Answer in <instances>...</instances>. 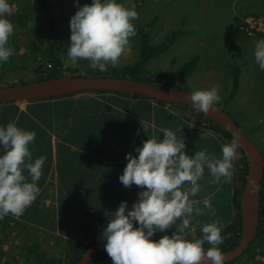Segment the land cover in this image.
<instances>
[{
    "label": "clouds",
    "instance_id": "1",
    "mask_svg": "<svg viewBox=\"0 0 264 264\" xmlns=\"http://www.w3.org/2000/svg\"><path fill=\"white\" fill-rule=\"evenodd\" d=\"M75 4L78 10L70 19L71 34L63 63L71 66L85 60L100 72L118 66L120 58L132 51L131 39L137 35L135 4L132 0H127V6L121 0H92L83 6L75 0ZM11 13L8 0H0V64L12 55L6 45L14 25L5 18ZM252 57L264 72V38L253 41ZM188 99L195 111L208 113L221 97L218 86H213L188 93ZM141 125L147 134L151 125L144 120ZM160 132L163 139L149 136L133 149L136 155L126 154L119 182L142 190L131 209L127 201H122L114 212L105 210L108 222L98 239L105 242L104 250L112 264H224L218 246L223 243L221 232L225 225L219 219L200 222V238L192 240L188 236L197 231V225L192 223L194 217L204 215L205 210L215 215L207 197L195 198L202 190L199 181L205 169L211 183L231 182L234 161L238 159L237 139L220 145L219 158L206 148L189 156L184 151V140L175 131L161 128ZM35 135L34 131L18 127L15 121L0 125V219L23 215L40 193L37 182L46 158H33L30 146ZM207 137L217 139V134L208 130L201 139ZM201 203L203 208L198 206ZM134 223L138 226L134 227ZM173 225L175 231L170 236L151 239ZM205 242L210 246L207 249L203 247Z\"/></svg>",
    "mask_w": 264,
    "mask_h": 264
},
{
    "label": "rangeland",
    "instance_id": "2",
    "mask_svg": "<svg viewBox=\"0 0 264 264\" xmlns=\"http://www.w3.org/2000/svg\"><path fill=\"white\" fill-rule=\"evenodd\" d=\"M25 1L28 3V8L24 13L30 15L29 18L32 20V27L29 26L31 33L38 34L35 37L38 39L40 37L38 31H40L44 35V38L40 40H45L48 43L50 38L52 39V32H48L49 27H51L49 16H46L41 7L34 3L35 0ZM50 2L54 4L51 11L57 16L58 22V28L55 31L59 34V43L56 47L59 50L61 48L64 49L62 56L64 60L67 55L66 51L71 34L69 27L70 19L78 9L75 0H50ZM91 2L92 0H79L80 6L91 4ZM121 2L127 6V0H121ZM132 3L135 4L136 11L138 12V19L134 22L136 29L148 27V23L154 22L152 24V34L150 33L151 43L153 45H158V43L168 45V49L165 52L152 58L146 64L144 74L138 76V78L146 81V77H153V81L157 85L169 90L192 92L218 86L221 99L216 104L223 108L238 124L241 122V128L264 152V141L260 136L254 134L256 131L247 132L253 126L259 132L264 133V72L258 69L252 57L253 41L257 39L239 35L242 33V29H244L243 24H247L255 32L264 31V0H132ZM20 4V2H10L12 13L14 12L13 10L17 9V15L15 18L16 24L9 20L14 25V33L9 38L10 42L6 46L12 49V55L6 62L0 64V72L2 74L8 72L9 74H4L5 76H9L8 81L10 82H6L7 85L4 86L18 84L24 76V73L19 70H22L24 65L29 66L27 59L25 60L27 54L25 44L27 33H25V29L23 31L17 25V18L20 20L21 16ZM248 13H256L259 17L255 18L252 15L249 17L246 15ZM235 14L237 17L234 19ZM33 22H35V25H33ZM29 27L26 29L28 30ZM30 35L29 42L35 36L34 34ZM173 35L175 38L172 40ZM139 39L140 37L137 33L131 39L132 51L122 56L116 67L109 66L106 71L100 73L99 70L90 68L88 61L78 60L79 63H76V65L66 66L63 63L65 70L63 75L117 76L119 73L114 74L116 73L115 69L135 65L134 63L139 58L140 53ZM192 57L198 59V66L196 65L197 68L193 74L195 77H188L184 80L180 78L179 80L177 75L180 77L182 68ZM233 65L238 68L239 88L235 96L230 99L232 101H227L233 92V79L230 78L234 71ZM165 72L168 73V77L164 76ZM27 80L29 84L35 82V80H32V77H28ZM172 106L180 109L182 107L180 105ZM189 114L196 118L197 121L202 123L205 121L193 110ZM236 151L238 159L235 162L237 163V168H239L236 176H239L241 168H243L240 162L242 157L239 146ZM63 186L66 188L67 197L75 199L80 195H84L89 204H91L92 199L90 200L85 195V190L89 189L88 191L95 199V205L97 207L102 206L100 198L103 187L91 189L80 183L70 184L69 186L63 184ZM37 214H46V208L44 211L37 212ZM34 217L31 215L28 224L23 226L24 228L17 224V227L10 228L9 226L0 230V248L3 249L6 244H9L8 247L12 248L16 244L14 239H17V233L26 232L28 230L27 226L30 229H35L36 232L39 230L37 236L42 240H36L33 243L40 244V250L44 246H48V255L57 264L58 261L70 259L65 247L60 244L61 241L59 239L61 237L65 238L64 242L67 240L77 243L88 242L82 240V237L79 236L67 237L55 230L46 231L44 226L34 221ZM38 220L43 221V216H39ZM6 222L8 221L0 220L1 225L8 226L15 224L12 222L7 225L5 224ZM17 222L21 223L20 221ZM1 225L0 228L2 227ZM68 232L70 233L71 231ZM51 234H53L52 238H50ZM221 235L226 236L227 234L223 232ZM81 236L84 235L81 234ZM160 237L154 235L152 238L159 239ZM8 239H10V243L7 241ZM195 239L197 238L193 237L192 240ZM24 245H26V238H22V240L17 239V256L20 255L19 260L17 259V264H28L29 260L24 263V258L34 255L32 247L30 246L26 249ZM203 247L207 249L210 246L205 242ZM252 247L255 248L257 246L253 245ZM253 248L251 252H248L244 256L247 260L253 258ZM220 250L222 252V249ZM255 260L258 261L259 257H256ZM240 261L237 263H241ZM45 263V259H42L40 264ZM62 263L68 264L67 261Z\"/></svg>",
    "mask_w": 264,
    "mask_h": 264
},
{
    "label": "crops",
    "instance_id": "3",
    "mask_svg": "<svg viewBox=\"0 0 264 264\" xmlns=\"http://www.w3.org/2000/svg\"><path fill=\"white\" fill-rule=\"evenodd\" d=\"M141 120L151 125L147 135L142 129ZM12 121L20 128L35 132L34 144L30 146L33 149V158L43 155L46 159L42 165V176L37 182L40 193L35 201L26 208L23 215H7L0 220H17L21 223L15 224L24 228L33 215L34 221L44 226L46 231L55 230L59 234L60 216L84 213L89 205L84 195L75 199L67 197L63 184L69 186L80 183L91 189L103 187L100 198L102 206H93L98 213L104 214L105 210L114 212L122 201H127L128 208L131 209L133 202L138 198L137 193L142 189L136 185L124 187L119 182L118 177L127 163L125 156L129 152L136 155L133 149L141 146L149 136L163 139L161 128L175 131L176 135L184 140V151L189 156L194 155L196 150L206 148L209 153L219 158L220 145L230 142L227 136L212 130L217 134V139H201L210 129L198 125L196 118L182 112L180 108L160 105L152 100H134L112 93L74 94L22 104L1 103L0 125ZM211 179L205 169L204 176L199 181L202 190L195 198L203 200L207 197L213 205L215 215L205 210L204 215L194 217L192 223L197 225V231L190 233L189 239L200 238V222L207 223L219 219L225 225L221 233L234 224L236 209L230 202L233 196L231 185L230 189L228 186L230 183L223 180L211 183ZM88 190H85V195L90 200L94 199ZM198 206L203 208L202 203ZM45 208L46 214H37ZM39 216H43V221L38 220ZM67 221L72 225L70 218ZM1 226L0 230H3V225ZM136 226L138 225L134 223V227ZM26 228L28 229V226ZM173 231L175 225L164 233L155 235L170 236ZM7 241L11 242L10 239ZM14 242L16 244L12 248L8 247L9 244L3 249L0 248V263L17 264V239H14Z\"/></svg>",
    "mask_w": 264,
    "mask_h": 264
},
{
    "label": "trees",
    "instance_id": "4",
    "mask_svg": "<svg viewBox=\"0 0 264 264\" xmlns=\"http://www.w3.org/2000/svg\"><path fill=\"white\" fill-rule=\"evenodd\" d=\"M8 1H9V4H10V2H20L21 3L20 4L21 16H20V20H18V18H17V25L21 29H23V31L25 29V33H27V36H26L27 40L25 41L26 48H27V54H26L25 60L27 59L29 66L24 65L22 70H19V71H22V73H24V76L20 79V82L18 84H20V85L29 84V83H27L28 77H32V80H35V82H41V81H45L48 79L63 77L64 76L63 73L65 72L64 67H63V58H62V56L64 54V49L61 48L59 50L56 47L59 43L58 42L59 41V38H58L59 34H57L55 31L56 28H58L57 27V23H58L57 22V16H55L54 13L51 11V9L54 7V4L51 3L50 0H35L34 1V3H36L37 5H39L41 7L42 11H44L46 16H49V18H50L51 27H49L48 32L49 33H50V31L52 32V36H51L52 39L50 38L49 42L46 43L45 40H40L41 38H44V35L41 34L40 31H38V33L40 35V37L38 39L35 38L36 35H38V34L31 33V31H30V27H32V20L29 18L30 15H27L24 13V11L27 10V8H28V3H26L25 0H8ZM13 11L14 12L11 13V15H7L5 18L8 20H11L14 24H16L15 18L17 15V9L13 10ZM246 15L249 17H250V15H252V17H255V18L259 17V15H257L256 13H248ZM236 17L237 16L235 14L234 19ZM153 23L154 22H152L151 24L148 23V27H140L137 30V33L140 37V39H139L140 53H139V58L134 63L135 65L130 66V67L124 66L120 69H115L116 73H114V74L119 73V75L114 76V77H116V78L122 77L124 79L132 78L134 80L142 81L138 78V76L144 74V72L146 70L145 69L146 64L149 61H151L152 58L158 56L159 54L165 52L168 49L167 44H162V43L159 44L158 43V45H153L151 43L150 33L152 34V30H153L152 24ZM33 25H35V22H33ZM27 27H29L28 30L26 29ZM243 27H244V29H242V33L239 35H245L248 38H256V39L264 38V31L263 32H255L254 29L250 28L247 24H243ZM30 34H34L35 36L33 37L32 40L30 39V42H29V37H31ZM174 38H175V36L173 35L172 40ZM8 42H10V41H8ZM43 61H45V62L43 63ZM78 63H79V61H77V64ZM197 63H198V59L196 57H192L189 60V62H187L186 65L182 68V71L180 73V77L177 75L178 79L180 80V78H181L184 80V79H187L188 77H190V78L195 77V76H193V74L195 73V70L198 66ZM232 67L234 68V71H233V74H231L232 77H230V78L233 79V88H232L233 92H232L231 97L229 99H227V101L228 100L232 101L230 99L235 96V94L237 93L238 88H239L238 68L235 65H233ZM77 70H81V69H77ZM5 73L8 74V72H5ZM4 74H2L0 72V85H7L6 82L10 83L8 81L9 76H5ZM71 74H72V72H71ZM77 76H86V75H77ZM111 76H113V75H111ZM164 76L168 77V73L165 72ZM145 82H148L151 84H156V82L153 81V77H146ZM179 82H181V81H179ZM95 94H109V93H95ZM117 96L132 98L134 100L146 99V98H142V97H138V96H123V95H117ZM57 98H63V97H56L53 99H57ZM146 100H149V99H146ZM152 101H154L160 105H170V106L178 105V104H167V103L158 102L155 100H152ZM180 106H182L181 111L187 112V114H189V112L191 110L195 111L194 109H192L191 107H189L187 105H180ZM195 112H197V111H195ZM197 114H199V113L197 112ZM199 115L205 121L203 123L198 121L197 122L198 125H204L207 129H210V130H212L216 133H219L221 135L227 136L230 141L233 139L224 129H222L221 127H219L215 123L211 122L205 116H203L201 114H199ZM241 124L242 123L239 122L238 125L240 126ZM250 131H256L254 134H257L258 136H260V138L264 141V133L259 132L253 126L249 129V131L247 130V132H250ZM145 135H147V134H145ZM241 157H242V159L240 160V162L243 165V168H241V174H239V176H236V172L239 171V168H237V163L235 162L234 168H233V178H232L231 182H229L230 184H228L229 189H230V185H231V191L233 190V196H232V199L230 202L233 206H235L236 216H235V219L233 221L234 224L231 226H228L224 230V233H226L227 235L222 236L223 237V243L218 246L220 249H222V252L228 251L229 249L236 247L239 244L240 239H241L242 221H241L240 197H241L242 189L244 187L246 177L248 174L247 158H246L245 153L242 149H241ZM236 168H237V171H236ZM261 196H262V205H261V211H260V222H259V230H258L257 238H256L255 242L251 245V247L238 260H235L234 262H231L228 264H264V181H263V185H262ZM94 201L95 200H93V199L91 200V204H89L88 207L85 208L84 213L74 214L72 216H65V217L63 215L60 216L61 233L64 236H67V237L79 236V237H82L81 238L82 240L88 241L87 243L86 242L77 243V242H74L71 240H67L64 242L65 238H63V237H61L59 239V241H61L60 244H62V246L65 247V249L68 253V256L70 257V259L67 258L65 260V261H67L68 264H77L78 261L80 260V258L82 257V255L86 252V250L93 243L99 241L98 237L100 236L101 229L104 226H106V224L108 222L107 218L105 217V215L103 213L96 212L97 209H95L93 207L95 205ZM93 210H95V211H93ZM69 218H70V222L72 225H70L69 221H67ZM12 222L17 223V220L6 222L5 224L8 225ZM64 223H66V224H64ZM16 225L17 224H12V225H8V226L3 225V228L9 227V226H10V228H14ZM69 230H71L70 233L68 232ZM37 232H39V230ZM37 232L35 229L32 230V229L28 228V230L26 232L19 233V234L17 233V236H18L17 239L22 240V238H26V245H24L25 246L24 248L27 249L31 246L32 250L34 252L33 256H27L24 258V260H23L24 263L29 260L28 264H40L41 260L45 259V261H46L45 264H57L55 261H53L52 257H50V255H48L49 254L47 252L48 246H44L42 248V250H40L39 247H41V245L38 243L37 244L33 243V242H36V240H42L41 238H39L37 236ZM81 234H83L84 236H81ZM52 237H53V234H51L50 238H52ZM253 245H255L257 247L253 248L252 247ZM252 248L254 250L253 258L251 260H247L244 256L248 252H251ZM17 249H18V247H17ZM44 250H46V251H44ZM26 254H27V252H26ZM256 257H259L258 261L255 260ZM19 258H20V255L17 256L18 260H19ZM65 261H61V262L58 261V264H63L62 262H65ZM238 261H240L241 263H237ZM1 264H7V263L2 262ZM91 264H112V260L108 256L106 251H104V252L100 253L95 259H93Z\"/></svg>",
    "mask_w": 264,
    "mask_h": 264
},
{
    "label": "water",
    "instance_id": "5",
    "mask_svg": "<svg viewBox=\"0 0 264 264\" xmlns=\"http://www.w3.org/2000/svg\"><path fill=\"white\" fill-rule=\"evenodd\" d=\"M83 93L138 96L192 108L188 99L190 91L169 90L134 79L98 76H63L26 85L0 86V103L38 102ZM198 113L224 129L232 138L235 137L248 163V174L240 197L241 239L236 247L222 252L224 264H228L238 260L251 247L258 235L264 181V152L219 105L215 104L208 113ZM104 243L102 240L93 243L77 264H91L93 259L105 251Z\"/></svg>",
    "mask_w": 264,
    "mask_h": 264
},
{
    "label": "bare ground",
    "instance_id": "6",
    "mask_svg": "<svg viewBox=\"0 0 264 264\" xmlns=\"http://www.w3.org/2000/svg\"><path fill=\"white\" fill-rule=\"evenodd\" d=\"M113 94V93H112ZM126 96H128V95H126Z\"/></svg>",
    "mask_w": 264,
    "mask_h": 264
}]
</instances>
